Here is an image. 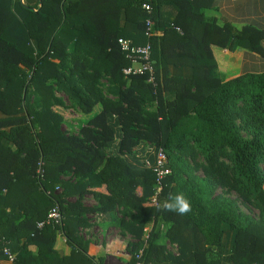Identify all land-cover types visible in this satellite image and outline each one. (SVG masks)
<instances>
[{"label":"trees","instance_id":"obj_1","mask_svg":"<svg viewBox=\"0 0 264 264\" xmlns=\"http://www.w3.org/2000/svg\"><path fill=\"white\" fill-rule=\"evenodd\" d=\"M165 3L177 10L171 19L163 17ZM212 3L0 0V231L17 264H103L87 254L78 232L89 214L112 211L137 240L124 264H135L141 248L143 264H264V73L225 81L214 53L241 47L264 57V28L237 29L228 20L219 26L204 15ZM147 18L154 24L149 39ZM120 37L151 43L154 84L148 73L123 76L130 62ZM170 65L190 67L191 77L173 75ZM72 113L81 120L77 133L63 128ZM112 141L117 153L110 156ZM147 144L164 150L170 169L158 203L183 193L189 213L161 211L150 200L154 172L117 155ZM100 187L107 200L99 194L97 207H83L80 198ZM216 187L253 205L259 219L238 212ZM56 206L62 227L38 229ZM58 233L67 255L53 248Z\"/></svg>","mask_w":264,"mask_h":264},{"label":"crops","instance_id":"obj_2","mask_svg":"<svg viewBox=\"0 0 264 264\" xmlns=\"http://www.w3.org/2000/svg\"><path fill=\"white\" fill-rule=\"evenodd\" d=\"M19 1L21 3L24 2V0ZM162 13L165 19H171L176 15L177 10L170 4L165 3L162 8ZM204 15L207 18L214 19L219 26H222L224 21L228 20L237 29L245 25H251L255 28L262 29L264 28V0H213L212 7L205 9ZM214 53L217 63L216 70L220 79L227 81L244 73H264V57L255 52L236 47L233 50L214 49ZM169 68L173 75L179 77L190 78L192 75V70L188 66L176 67L170 65ZM97 112H99V108ZM72 114L73 116H70L63 126L68 127L67 131H72L76 126H79V122H81L77 116H74L76 115L75 113ZM116 143L117 140L114 144L116 145ZM113 146L112 141L107 150L110 156H113V153H117V150L114 149ZM145 147L146 146L142 147L140 150H134V154L132 152L124 156L121 153L117 155L122 156L134 165L137 162L140 163V158H137L136 154L140 157L147 158L151 155L150 153H146ZM99 194H104V200H107V190L105 187H100L90 189L88 193L80 198L79 202L85 208H95L99 204V197H101ZM67 201L73 204L76 202V198H68ZM115 217L120 219L123 216L116 212ZM87 218V225L81 227L78 232L81 239L87 243V254L95 260L102 258L104 260L103 264H124L128 261L131 257L129 252L131 248L130 245L137 244V240L131 234L122 231L118 227L120 222L113 217V211L106 213H91ZM150 227L151 223L147 222L145 231H148ZM162 234H165V231H163ZM145 237H142V240H145ZM168 242L169 239L162 237L159 243L165 245ZM53 248L65 255L69 254L71 251L62 233L57 234ZM168 248L169 246H167L166 252L176 256V253H174V251L170 252ZM140 250H142V248L138 251ZM4 263L6 264L5 261Z\"/></svg>","mask_w":264,"mask_h":264},{"label":"built area","instance_id":"obj_3","mask_svg":"<svg viewBox=\"0 0 264 264\" xmlns=\"http://www.w3.org/2000/svg\"><path fill=\"white\" fill-rule=\"evenodd\" d=\"M142 9L150 15L152 13L151 6L149 4H143ZM153 21L147 18L145 21V36L149 39L153 33ZM178 30V29H177ZM117 44L124 57L130 62V65L122 69V74L125 78L131 76L142 75L144 73L149 74L148 82L153 83V63L151 60V43L148 41L144 45H136L130 39L118 38ZM146 153L154 154L155 161H151L147 157H140L136 154L137 158H140V164L145 169H150L155 174V192L150 198L151 202L156 206L158 204L157 198L160 195L163 180L170 174L168 167V159L162 148L154 149L150 144L146 145ZM63 217L59 208L53 207L49 212L45 220L37 222L38 229H42L46 225L62 227ZM0 251L4 256L7 264H17V258L14 252L11 250L9 241L1 234L0 231ZM143 250L138 251L135 255L136 263H142Z\"/></svg>","mask_w":264,"mask_h":264},{"label":"rangeland","instance_id":"obj_4","mask_svg":"<svg viewBox=\"0 0 264 264\" xmlns=\"http://www.w3.org/2000/svg\"><path fill=\"white\" fill-rule=\"evenodd\" d=\"M102 88L105 90L107 88V83L105 81H102ZM80 125V123H79ZM65 131H67L68 127L65 126L63 127ZM78 128L79 126H76L75 129H73L72 131L74 133L78 132ZM242 136L244 137H248V134L244 131H242ZM128 155V154H125ZM196 161H198V163H203V159L201 157H199ZM197 174L202 176V172L201 170H197ZM216 194L218 195H222L224 197H228L229 199L233 200L235 202L236 205V209L238 210V212L244 213L246 215H249L252 219L254 220H258L259 219V210L257 208H255L253 205H250L246 202H243L236 193H234L233 191H229L227 188H221V187H216ZM165 231V229L161 230V233ZM167 246H169L168 250L171 252L174 251V253H176V248L174 245H172L170 242H168L167 244H165V249L167 250ZM225 247L226 249H231V234H228L225 238ZM131 256V255H130Z\"/></svg>","mask_w":264,"mask_h":264},{"label":"clouds","instance_id":"obj_5","mask_svg":"<svg viewBox=\"0 0 264 264\" xmlns=\"http://www.w3.org/2000/svg\"><path fill=\"white\" fill-rule=\"evenodd\" d=\"M158 208L161 211L185 215L191 211V204L183 193L169 194L167 198L158 203Z\"/></svg>","mask_w":264,"mask_h":264}]
</instances>
